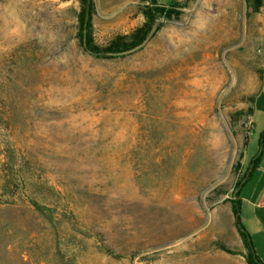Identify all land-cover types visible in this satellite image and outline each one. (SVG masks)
I'll use <instances>...</instances> for the list:
<instances>
[{"label": "rangeland", "instance_id": "1", "mask_svg": "<svg viewBox=\"0 0 264 264\" xmlns=\"http://www.w3.org/2000/svg\"><path fill=\"white\" fill-rule=\"evenodd\" d=\"M155 1L179 14L106 58L79 0H0V264H246L228 199L264 127V0ZM92 3L99 46L142 22ZM248 172L264 264V151Z\"/></svg>", "mask_w": 264, "mask_h": 264}, {"label": "trees", "instance_id": "2", "mask_svg": "<svg viewBox=\"0 0 264 264\" xmlns=\"http://www.w3.org/2000/svg\"><path fill=\"white\" fill-rule=\"evenodd\" d=\"M177 6V3L174 1H171L170 4L165 6L158 4L155 0H141V4L138 9L142 16V22L128 34L116 35L111 40H109V42L105 46H99L93 41L91 34V16L93 14L92 0H79V7L76 12V29L78 44L81 48H83L85 51L89 52L92 55L108 58L110 57L106 55V53L108 52H120L129 49L135 46L136 44H139L143 39L148 36V33L152 27H155V29L159 28V26L161 25L159 20H170L172 18H176L179 14ZM256 146V151L251 157L252 163L249 167L250 169L253 167H257L259 158L262 155V152L264 151V127L258 134ZM235 168L237 170L241 168L240 176L232 186V190L230 193L231 195L228 199L230 202L231 212L234 217V227L245 249V263L263 264V262H261L255 254L249 235L239 220V190L247 177L246 175L249 174V168L246 167L244 169V164H242L241 166L237 164ZM217 248L231 254L238 253L220 244L217 246Z\"/></svg>", "mask_w": 264, "mask_h": 264}, {"label": "water", "instance_id": "3", "mask_svg": "<svg viewBox=\"0 0 264 264\" xmlns=\"http://www.w3.org/2000/svg\"><path fill=\"white\" fill-rule=\"evenodd\" d=\"M155 31V27H152L148 33V36L143 39L139 44H136L135 46L129 48V49H126V50H123V51H120V52H108L106 53L107 56H120V55H127V54H130V53H133L137 50H139L148 40V38L154 33Z\"/></svg>", "mask_w": 264, "mask_h": 264}]
</instances>
